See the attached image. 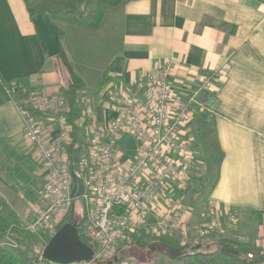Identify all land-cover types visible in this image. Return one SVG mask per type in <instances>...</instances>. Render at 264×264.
<instances>
[{"label":"crops","instance_id":"crops-1","mask_svg":"<svg viewBox=\"0 0 264 264\" xmlns=\"http://www.w3.org/2000/svg\"><path fill=\"white\" fill-rule=\"evenodd\" d=\"M50 20L84 82L82 110H90L91 118H121L123 109L113 94L158 67H167V79L180 96L214 74L208 110L196 107L183 130L198 161L185 198L187 241L195 238L212 204L217 213L232 209L237 214L223 238L246 234L252 249L264 251V0H128L96 31L57 16ZM37 27L27 0H0V208L13 209L23 223L32 218L33 208L26 220L13 204L33 206L41 167L23 135L25 117L3 85L22 78L39 94L58 96L68 79L61 60L47 54ZM94 75L96 85L90 88L86 82ZM31 115L49 130L56 118L49 110ZM198 154L205 156V167ZM179 190L173 185L169 193ZM204 237L196 248L224 247L222 237Z\"/></svg>","mask_w":264,"mask_h":264},{"label":"built area","instance_id":"built-area-1","mask_svg":"<svg viewBox=\"0 0 264 264\" xmlns=\"http://www.w3.org/2000/svg\"><path fill=\"white\" fill-rule=\"evenodd\" d=\"M213 79L210 74L180 96L167 79V67H158L146 77L136 78L125 91L113 94L123 109L121 118H91V111L83 109L73 120L67 117L69 106L63 95L44 96L22 78L8 79L5 92L25 117L23 135L34 147L41 167L33 215L22 224L24 230L42 240L55 234L72 205L75 210L71 195L74 172L82 186L80 218L93 258L68 264H133L120 258L121 252L139 239L158 234L175 236L185 245L191 238L185 198L194 185L198 161L193 140L183 136V130L196 107L208 110ZM48 110L56 116L50 130L31 115ZM129 138L135 145L125 151ZM72 142L79 147L73 165L68 152ZM173 185L180 189L179 194L169 193ZM214 207L207 206L196 239L223 237L226 224L237 220L232 209L217 213ZM229 239L251 244L246 234L234 233ZM0 246L16 249L18 243L6 234ZM42 252V244L33 245L32 264H61L44 258Z\"/></svg>","mask_w":264,"mask_h":264},{"label":"trees","instance_id":"trees-1","mask_svg":"<svg viewBox=\"0 0 264 264\" xmlns=\"http://www.w3.org/2000/svg\"><path fill=\"white\" fill-rule=\"evenodd\" d=\"M41 0H27V9L30 17L36 22V14L32 10V5L37 4ZM55 5H61L66 8V11L48 13L47 19L49 24L58 33L59 52L56 55L62 63V68L67 72L68 79L61 88V94L68 101L67 117L70 120L77 118L83 108V103L80 100V95L84 89V82L80 76L73 70L64 51L61 49L60 37L61 33L57 27L51 22L52 16H57L65 22L73 23L84 27L85 29L96 31L103 29L109 22L114 11L123 8L128 0H47ZM38 28V27H37ZM43 43V41H42ZM44 46V43H43ZM45 48V47H44ZM74 139H77V134H73ZM73 142L68 147L70 153V164L76 160L78 148L73 147ZM75 204V202H74ZM65 222L77 224V233L81 241L87 244L83 234V219L75 218L74 211L70 208L66 217L61 222L60 226ZM59 226V227H60ZM11 235L18 243V248L9 249L0 246V264H32L30 251L34 244H46L48 239L42 240L39 236L27 233L20 225V220L16 212L6 206L0 208V240L6 235ZM224 247L217 249L204 250L200 247H195V244L187 242L185 245L177 249L175 253L165 251L171 258L179 261V264H264V251L254 250L251 244H236L232 240H227L222 237L220 239ZM138 246H144V239H139L135 243ZM251 253L252 256H248ZM124 259V257H120Z\"/></svg>","mask_w":264,"mask_h":264},{"label":"water","instance_id":"water-1","mask_svg":"<svg viewBox=\"0 0 264 264\" xmlns=\"http://www.w3.org/2000/svg\"><path fill=\"white\" fill-rule=\"evenodd\" d=\"M32 10L36 14V22L39 33L44 42L47 54L55 56L59 52L58 33L49 24L48 13L66 11L61 5H55L47 0H41L32 5ZM72 178V197L75 199L82 193L81 183L76 179L74 172H71ZM74 205H72V212ZM43 257L58 262L68 264L78 260H90L93 252L91 248L81 241L77 233V224L72 222L63 223L53 236H51L43 248ZM116 260V258H113Z\"/></svg>","mask_w":264,"mask_h":264},{"label":"rangeland","instance_id":"rangeland-1","mask_svg":"<svg viewBox=\"0 0 264 264\" xmlns=\"http://www.w3.org/2000/svg\"><path fill=\"white\" fill-rule=\"evenodd\" d=\"M93 40L97 41V37H95ZM61 69H62V72L64 71L63 74L67 75L65 70L62 68V66H61ZM95 80H96L95 75L89 76L86 82L88 87L90 88L94 87V85H96ZM134 145H135V140L132 138H129V140L123 146V149L125 151L127 150L130 151L133 149ZM210 151L214 152L213 150H210ZM204 157H202L200 154H198L197 156L199 162L203 164L202 167H205ZM38 177H37L36 183H38L39 181ZM201 195L202 194L199 193V195L196 194L194 197L193 204H194V207L196 206V208L200 205L199 200L201 198ZM74 202H75V210H74L75 218L79 219L80 213H81L82 202L79 197L75 198ZM32 204L34 203H31V205ZM13 205H14V209L19 211L20 215L23 216L24 219L29 220L32 207H33V206H30V203L28 202L23 203L22 201H18V203L15 202ZM66 215L67 213L65 214L64 218L66 217ZM162 235L164 234L153 235L150 238L144 240V243H145L144 246H138L134 244L130 247H127L121 252L120 255H122L124 259H127L129 262L133 264H177L178 260L175 258L169 257V255H167L165 251H170L172 253H175L177 249L181 247L180 246L181 242L175 239L176 237L171 236L170 234H167V236L166 235L162 236ZM199 239L200 238L192 239L188 242H190L191 244H196L197 242L200 241Z\"/></svg>","mask_w":264,"mask_h":264},{"label":"bare ground","instance_id":"bare-ground-1","mask_svg":"<svg viewBox=\"0 0 264 264\" xmlns=\"http://www.w3.org/2000/svg\"><path fill=\"white\" fill-rule=\"evenodd\" d=\"M80 100H81V99H80ZM82 103H83V102H82ZM75 177H76V176H75ZM71 179H72V178H71ZM76 179H77V177H76ZM77 180H78V179H77ZM78 181H79V180H78ZM22 224H23V222L20 221V225H21V226H22ZM22 228H23V226H22ZM27 233H28V232H27ZM29 234H30V233H29ZM86 242H87V241H86ZM39 244H41V243H39ZM42 245H43V248H44L45 244H42ZM87 245H88V244H87ZM88 246H89V245H88ZM89 247H90V246H89ZM9 249H10V248H9ZM91 250H92V249H91ZM92 252H93V251H92ZM92 258H93V255H92ZM92 258H91V259H92ZM91 259H90V260H91Z\"/></svg>","mask_w":264,"mask_h":264}]
</instances>
